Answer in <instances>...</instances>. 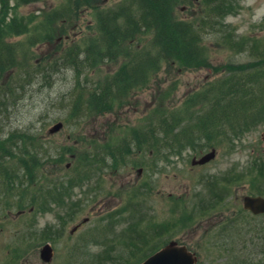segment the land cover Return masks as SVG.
<instances>
[{
    "label": "rangeland",
    "instance_id": "rangeland-1",
    "mask_svg": "<svg viewBox=\"0 0 264 264\" xmlns=\"http://www.w3.org/2000/svg\"><path fill=\"white\" fill-rule=\"evenodd\" d=\"M69 1L0 0V29L11 32L6 27L13 26L18 32L0 37L2 44L20 43L17 59L24 62V72L37 71L41 77L26 81V76L11 72L13 67H1L0 94L8 107L0 118V133L26 127L32 133L40 132L51 153L42 159L35 178L44 170L48 183L57 179L61 183L58 189L46 186L41 191L29 183L28 192L0 185V264H120L131 257L129 254L145 256L152 252L150 248H160L171 240L195 252L197 264H264V214L254 215L246 207L250 195L264 197V120L247 131L235 130V143H205L201 150L190 148L169 160L141 156L142 152L134 149L128 154L132 162L120 170L106 164L92 182L94 187H85L82 193V186L72 187L70 198L62 185L63 180L77 177L84 169L76 168L80 161L75 153H69L70 147L92 151L85 153L90 160L84 171L91 172L96 163H106L94 157L99 153L94 152L95 142L118 144L120 139H128V134L147 123L161 103L173 112L203 86L236 76L248 79L254 69L264 71V0L224 5L229 11L221 20L225 28H234L240 43L246 41L245 48L229 47L207 26L208 33L201 41L204 54L191 65L163 59L159 68L151 69L143 89L130 90L108 109L93 108L82 116L70 113V101L80 93L89 99L96 82L116 73L135 48L142 51L151 47L152 34L144 33L133 43L124 42L118 57H102L106 59L100 58L92 70L84 69L87 74H81L76 87L73 70L62 68L50 76L45 69L55 64L53 60L59 59L65 45L80 43L86 49L99 35L95 14L86 9L83 0L78 24L72 28L58 19L54 26L59 34L48 39L45 20L60 15L59 10H65ZM121 2L101 0L100 6L114 8ZM170 2L177 3L176 9L172 5V14L179 19L207 23L208 11L199 0ZM62 31L67 34L62 35ZM20 81L23 84L17 83ZM60 120L63 129L50 133ZM211 148L218 150L214 160L192 164ZM56 153L66 155L55 161ZM7 158L10 165L16 164L21 155ZM6 174L2 168L0 180ZM22 177L30 181L28 176ZM28 197H32L31 202ZM121 206L127 207L124 213ZM75 226H79L76 231ZM47 243L54 248L49 263L40 256Z\"/></svg>",
    "mask_w": 264,
    "mask_h": 264
},
{
    "label": "trees",
    "instance_id": "trees-1",
    "mask_svg": "<svg viewBox=\"0 0 264 264\" xmlns=\"http://www.w3.org/2000/svg\"><path fill=\"white\" fill-rule=\"evenodd\" d=\"M81 1L83 0H70L65 10L64 7L59 10L60 15L53 14L51 19L45 20L46 33H50L49 38L47 37L49 40L59 34L54 21L60 19L72 28L78 24ZM199 1L208 11L205 17L207 23L198 24L196 19H179L177 15L172 14V5L176 9L177 3L170 0H122L120 5L114 8H101V0H86L84 5L95 14L99 35L86 49H83L80 43L65 45L59 59H52L55 64L45 68L46 75L53 76L62 68L73 70L77 80L75 86L78 87L81 74H87L86 70L96 67L100 58L118 57L124 50V42L133 43L144 33H151L152 41L151 47L146 50L135 48V53L123 62V66L116 73L97 81L93 86L94 93L89 99L84 98L81 93L75 96L69 104L70 113L82 116L93 112V108L97 111L106 110L110 105H114L115 100L122 94L137 88L143 89L148 82V76H151V69L159 68L163 59L191 65L192 60L195 61V58L204 54L205 47L201 41L208 33L205 31L207 26L213 29L212 33L215 35L220 34V39L228 43L229 47L245 48L246 41L242 40L240 43L235 38L234 28H225L221 20L229 11L224 5L237 0ZM213 1H216V4ZM71 2L74 3V8ZM235 8L236 6H233L230 10ZM7 28L12 31L4 32L5 29H0V37L18 34L13 26ZM62 32V35L67 34V31ZM0 43V69L6 66L10 70L13 67L11 72L26 76V81L41 79L37 71L28 74L24 72V62L17 59L20 43L2 44L1 38ZM105 56L107 57L102 58ZM247 77L248 79L231 77L208 84L207 87L203 86L196 95H190L183 106L173 112L161 103L147 123L139 125L128 134V139H120L118 144L95 142L94 152L99 153H94V157L106 162L103 164H107L112 170H118L132 162L128 154L134 149L142 152L141 156L151 154L156 160H169L170 156L183 155L190 148L201 150L205 143L219 144L223 140L235 143V130L238 133L247 131L264 120V71L254 69ZM12 80L13 85L16 84L15 79ZM17 83L23 84L21 81ZM200 100L202 106L198 104ZM198 105L200 107L194 110ZM5 107L7 108L8 104L3 94H0V118L3 117ZM67 122L69 123V120ZM2 139L9 140L0 141V170L4 168L7 173L0 180V184L8 183L14 186L16 178L21 175V180L25 181L22 176L26 175L30 179L29 182H23L24 187L27 185V192L29 183L41 191L42 176L39 175L36 179L35 175L40 170L42 159L51 151L45 148L40 132L32 133L27 127L16 128L6 133L1 132L0 140ZM70 150L72 151L69 153H75L80 161L76 168L87 170L90 156L85 153L92 151H75L72 147ZM59 154H55V161L66 155ZM9 155H21V158L16 164L10 165L7 162ZM14 171L19 173L16 175ZM31 198H28L30 202ZM34 203L36 202L33 201L32 205H35Z\"/></svg>",
    "mask_w": 264,
    "mask_h": 264
},
{
    "label": "water",
    "instance_id": "water-1",
    "mask_svg": "<svg viewBox=\"0 0 264 264\" xmlns=\"http://www.w3.org/2000/svg\"><path fill=\"white\" fill-rule=\"evenodd\" d=\"M63 124L58 123L52 129L51 132H56L62 128ZM216 156V150L204 155L199 160L195 159L193 161L196 163H206ZM246 206L251 208L254 212L264 211V198L263 197H247ZM42 256L45 260H50L52 257V250L49 246H46L42 251ZM197 259L193 255L186 251L185 247L176 246V242H171L167 247H165L160 252L152 255L142 264H194Z\"/></svg>",
    "mask_w": 264,
    "mask_h": 264
}]
</instances>
